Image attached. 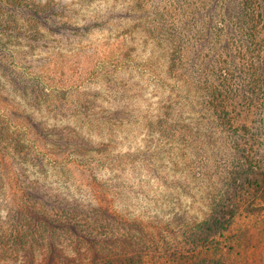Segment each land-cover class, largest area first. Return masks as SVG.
Wrapping results in <instances>:
<instances>
[{
  "label": "trees",
  "instance_id": "1",
  "mask_svg": "<svg viewBox=\"0 0 264 264\" xmlns=\"http://www.w3.org/2000/svg\"><path fill=\"white\" fill-rule=\"evenodd\" d=\"M132 1L118 12L147 23V40L167 57V70L155 65L165 76L148 78L160 95L155 107L144 98L149 85L137 81L146 68L135 55L118 56L103 72L65 59L107 21H72L70 7L93 0H0V264L264 257V0H171L150 11ZM55 55L61 65L44 75ZM98 120L128 133L105 134ZM135 127L159 137L139 146ZM103 169L129 170L136 182L112 186ZM146 173L184 194L195 181L200 215H191L194 203L166 199V189L155 193ZM83 177L90 198L73 187ZM166 206L167 219L151 221L160 214L149 210Z\"/></svg>",
  "mask_w": 264,
  "mask_h": 264
},
{
  "label": "rangeland",
  "instance_id": "2",
  "mask_svg": "<svg viewBox=\"0 0 264 264\" xmlns=\"http://www.w3.org/2000/svg\"><path fill=\"white\" fill-rule=\"evenodd\" d=\"M171 0H142L141 4L145 7L147 11H150L153 6H162L165 5L167 2ZM172 2V1H171ZM134 2L132 0H93V3L90 4V6H83L82 8H79L78 10L74 9V7H70L73 9L74 14L72 15V21L74 23H83L84 25L87 24L88 19L97 20V22H105V25H100V28H95L93 32H87V36L82 37V40L79 41L81 44L79 47L74 48V52H69L68 54H63L65 56V59H68L70 66H75V68H83L87 70L96 69V72L99 70L100 72H103L104 67H106L105 70H107L108 64L114 63V60L118 56H124L126 53L128 55H135L137 58H135V63H138L139 65H144V68H146V71H144V77H142V80L139 83L146 84L149 87L147 88V91L144 93V98H149V103H151L155 107V102L158 101V96H160L157 92L158 89L154 87V84H156V81L148 82V78L151 77V74L159 76L158 79H162L163 72H159L155 69V65H158L162 71L167 70V57L161 56L158 45L153 43L151 40H147L148 31L147 27L148 24L144 23L140 18H137L133 20L130 18L129 20H126L125 16L123 14H120L118 11L121 8H125L128 6H132ZM134 3V7H135ZM133 7V8H134ZM113 8V9H112ZM132 11H135V15H138L139 11L134 8ZM149 21L153 20L152 15L148 16L147 18ZM151 24V23H150ZM145 25H147L145 27ZM138 27V28H137ZM84 33V32H83ZM59 55V54H58ZM63 56V57H64ZM120 57V59H121ZM126 57V56H125ZM150 59V61L148 60ZM61 58L57 57L56 55L53 56V59L49 62V66L44 70V75H47L48 73L52 72L56 68H58L61 65ZM152 64H148V63ZM121 65V64H120ZM193 64L192 66H194ZM137 67V66H136ZM150 67V68H149ZM55 68V69H53ZM120 68V66H119ZM109 71V69H108ZM150 71V72H149ZM111 71L108 73L110 74ZM130 70H128L127 75L129 74ZM150 75V76H149ZM162 76V77H161ZM112 77V76H110ZM134 79V77H133ZM141 79V78H140ZM143 81V82H142ZM101 84H91V87L93 90L98 88ZM105 89V88H104ZM90 90L88 89L87 92ZM104 91V90H103ZM156 93L155 95L152 93ZM142 101V100H141ZM111 103V100H110ZM146 102H141V106H144ZM140 106V105H139ZM139 106H134V109H137ZM116 106H114V109ZM119 109V108H118ZM116 109V110H118ZM115 110V111H116ZM153 111V109L151 110ZM99 123V124H97ZM98 127H100L101 130L105 131V134H108L112 131L115 132V134L118 135V137H124L127 133L125 131L124 127H112L107 124V122H101V120H98L95 123ZM129 125V124H128ZM133 125V124H131ZM95 127V126H93ZM92 127V129H93ZM154 127H157L155 125ZM131 128H134V125L131 126ZM123 129V130H122ZM128 129V128H127ZM152 130V131H151ZM154 129H150L149 131L142 130V128L138 129L135 127L133 135L138 136L137 139V145L142 147H147V144L145 143L147 140H150L155 143L156 139H158V134H156ZM145 138L146 140H143ZM122 139V138H121ZM123 141V140H122ZM166 147V145H165ZM122 153H124L125 149H127L126 146H122ZM168 163V162H166ZM163 168L162 170H164ZM128 174L125 175H117L115 173H109L105 172L103 169L100 174L101 177H103L104 180L109 181L111 180L112 186L114 185H124V183L128 182L130 183V186L132 187V184L136 182V174L131 173V171H127ZM50 174H56V172L53 170ZM148 177H146L147 180L151 181V174H148ZM163 174V173H161ZM51 179L56 180V177L51 176ZM78 181V180H77ZM90 181V182H89ZM79 184H73L74 189H76L78 192L84 193L83 198L91 197L93 194V187L86 185L87 183H91L90 178L86 179L83 177V182H79ZM154 183L153 189L156 191L155 193L159 194L161 193V188L166 189L163 190L164 196L166 199H170L172 201H175V203L180 201L181 205L191 206L192 203L193 207L191 210L192 214H198L200 215V212L198 208H202V203L197 201L200 192H198V187L196 185V182L193 181L192 185L193 188H190L189 191H192L193 193H187L184 194L181 192L178 185H170L169 187H165L163 183L152 182ZM156 183V184H155ZM82 185V186H81ZM203 185V186H202ZM200 185V189H205V185ZM105 188V187H103ZM145 195L152 198L153 194L148 188L143 187L142 188ZM128 191L127 187L120 188L117 192L119 193H125ZM182 193V194H181ZM86 195V197H85ZM179 197V198H178ZM88 198V199H89ZM167 208H163L160 211L156 210H149L148 216L151 217V214L153 213V216L156 215L155 218H150L151 221L155 222L158 218L164 217L166 220L170 213V208L166 206ZM177 209V208H176ZM189 211V210H188ZM190 213V212H189ZM257 250V251H256ZM256 255L259 253L260 248H256ZM202 257L207 256L206 252L199 253ZM209 254V253H208ZM193 257V256H192ZM199 255H195L194 261L198 260ZM146 264H154L150 259H146ZM157 264H162L161 262H158ZM247 264H264V257L261 259H258L255 257L254 260L250 261Z\"/></svg>",
  "mask_w": 264,
  "mask_h": 264
}]
</instances>
